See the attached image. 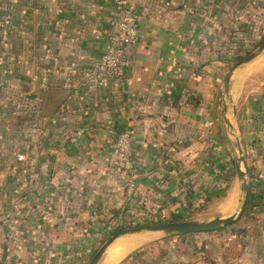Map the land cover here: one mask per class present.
I'll return each instance as SVG.
<instances>
[{
  "label": "crops",
  "instance_id": "obj_1",
  "mask_svg": "<svg viewBox=\"0 0 264 264\" xmlns=\"http://www.w3.org/2000/svg\"><path fill=\"white\" fill-rule=\"evenodd\" d=\"M124 1L138 15L124 77L89 81L70 70L105 51L117 18L110 0H0V264L77 260L102 238L101 226L174 218L201 201L210 168L218 180L227 171V145L210 134L215 123L204 89L220 76L217 52L232 18L264 23V0ZM260 86L237 113L247 182L252 174L260 183L245 207L249 216L236 228L122 234L132 240L112 242L107 264H264V245L253 235L264 233ZM108 125L131 133L130 195ZM221 201L213 213H234L235 190L218 213ZM151 234L159 236L143 248L145 239L129 245Z\"/></svg>",
  "mask_w": 264,
  "mask_h": 264
},
{
  "label": "rangeland",
  "instance_id": "obj_2",
  "mask_svg": "<svg viewBox=\"0 0 264 264\" xmlns=\"http://www.w3.org/2000/svg\"><path fill=\"white\" fill-rule=\"evenodd\" d=\"M233 18L231 20L232 23L230 25L231 29H228L225 32V34L227 33L226 35L221 36V46L218 49L219 52H217L221 57V63L219 65V69H221L220 76H218L214 82L209 81V86L205 87L204 89V91L210 94L207 103L209 105L208 110L212 112L211 119L215 123V126L213 128L214 130H210V134H212L213 136L215 135L216 138L219 139L222 146L224 147V150L225 146L227 145L226 152L228 157L227 160L224 161V163L227 164V171L224 172V174L222 173V175H220V180H218V178L213 179V174H215L216 176L217 170L210 168V170L207 171V174L212 175V181H209L207 183L204 182L201 185L203 188H205V193L210 190L212 191L213 188H215V190H218L219 193L214 196L213 194L211 195L205 193L203 195H200L201 201L195 203L196 205L194 204V206H185L184 208L177 210L178 213L174 216V218L170 217L165 219L164 217H161L153 220L151 218L147 219L144 217L135 222L115 221L114 223L101 226L102 228H104L105 231L103 233L104 236L102 235L101 239L98 238L94 242H91L92 248L88 255L86 254L85 256V254L83 253L79 254L76 257L77 260L74 261L69 260V257L56 258L48 264H73L75 262L77 264H84L88 261V259H90L95 250H97L98 246L106 238H108L113 232L123 228H131L145 224H155L167 221L171 222L189 220L184 218L188 217L191 214L195 217V220L197 221H207L217 218L219 217L218 214L213 213V211L211 210V207H213L214 205L213 203H217L218 201H221L223 199L219 203V205H217L218 207L214 209L217 210L218 213H223V211H226L225 203L230 197L232 191L234 190L236 192V202L229 210V212H235L236 210H238L239 203L243 198V193H241L240 182L237 181V178L235 176L233 161L236 155H243V157L245 158V153L243 151V148L242 151L240 149V153H237V147L241 145L238 132L239 130L237 113L238 106L242 102V100H244L246 96L251 92H258L257 89L260 88V85L264 83V48L261 51L257 50L258 45L264 40V23L250 24L251 22H245L244 18ZM214 45H216V43H211V46ZM251 52H256L257 54L252 58H249V60L237 64L234 68H232V70H230L233 64H235L240 59L246 57V55ZM227 125L233 128V135H229V131H227ZM217 168L222 169L221 167ZM245 182H247V175L245 177ZM230 185L232 186L230 187ZM240 216L241 217H239V219H241L242 217L246 218L249 216V212L245 209ZM236 222H238V220ZM236 224H239V222ZM230 226L232 225L223 226V228H231ZM151 235L152 236H142L145 237V240L143 244L139 246V248H143L144 246L152 242L154 238L156 239L159 236V234ZM253 235L258 238H261L262 243L264 245V233L262 234L261 231L257 229V232H255ZM163 236L167 237V235ZM130 239H132V237H127L126 235H124L122 237L115 238V241H118L119 243L120 241H127ZM41 259L42 258L38 259V257H34L33 262H35V264H40L42 263ZM109 259L110 257H108V254L105 253L103 254V256H100V260L97 261L96 264H107ZM78 261H80L81 263H79Z\"/></svg>",
  "mask_w": 264,
  "mask_h": 264
},
{
  "label": "built area",
  "instance_id": "obj_3",
  "mask_svg": "<svg viewBox=\"0 0 264 264\" xmlns=\"http://www.w3.org/2000/svg\"><path fill=\"white\" fill-rule=\"evenodd\" d=\"M115 7L116 21L108 36L107 46L98 61L91 65L72 68L70 73L84 80H100L112 76L117 80L124 77L127 65L125 47L137 38L138 15L124 0H110ZM106 132L110 135L113 150L119 157L122 171L125 175V192L130 195L134 189V152L131 133L127 128L108 125Z\"/></svg>",
  "mask_w": 264,
  "mask_h": 264
},
{
  "label": "water",
  "instance_id": "obj_4",
  "mask_svg": "<svg viewBox=\"0 0 264 264\" xmlns=\"http://www.w3.org/2000/svg\"><path fill=\"white\" fill-rule=\"evenodd\" d=\"M264 48V40L258 45L257 50L261 51ZM256 52H251L246 55V57L240 59L235 64L232 65L230 70L234 68L237 64L241 62H245L255 56ZM240 147H237V153H240ZM240 158V155H236L233 166L236 178L240 181V189L241 193H243V198L240 202L238 210L234 213L226 216V217H217L207 221H196V220H183V221H167V222H160L155 224H145L131 228H123L118 231L113 232L108 238H106L97 250L93 253L86 264H95L97 260L100 258L103 251L106 247L118 236L126 233L131 232H138V231H161L165 235L170 234H184V233H194V232H202V231H209L220 226H225L228 224L233 223L236 221L240 215L242 214L244 207H245V198L246 195V186L247 182H245V177L247 175V165L245 158L243 155Z\"/></svg>",
  "mask_w": 264,
  "mask_h": 264
},
{
  "label": "trees",
  "instance_id": "obj_5",
  "mask_svg": "<svg viewBox=\"0 0 264 264\" xmlns=\"http://www.w3.org/2000/svg\"><path fill=\"white\" fill-rule=\"evenodd\" d=\"M246 165H247V171H249V168H248V164H247V162H246ZM250 172V171H249ZM252 174H250L249 175V180H248V182H247V186H246V199H245V207L247 206V203H249V199L250 198H252V196H253V192H254V190L256 189V187L258 186V185H260V183L257 181V179H254L253 180V178H252V176H251ZM214 192V193H213ZM219 193V191L218 190H214V191H211L210 190V192H206L205 194H218ZM245 207H244V209H245ZM243 212H244V210H243ZM242 212V213H243ZM237 221V220H236ZM236 221H234L233 223H231V224H228V225H232V226H230L231 228H236L237 227V225L238 224H236L237 222ZM228 225H225V226H228ZM234 231H236L235 229H233ZM71 263V262H70Z\"/></svg>",
  "mask_w": 264,
  "mask_h": 264
},
{
  "label": "bare ground",
  "instance_id": "obj_6",
  "mask_svg": "<svg viewBox=\"0 0 264 264\" xmlns=\"http://www.w3.org/2000/svg\"><path fill=\"white\" fill-rule=\"evenodd\" d=\"M240 158H241V156H240ZM237 180H238V179H237ZM238 181H239V180H238ZM229 203L231 204L232 202L229 201ZM229 203H228V204H229ZM232 204H233V203H232ZM230 206H231V205H230ZM143 232H144V231H143ZM152 232H153V231H152ZM144 239H145V237H142L140 240H137L136 242H135V240H134V242H133L132 244H131V242H130L129 245H130V246H133L135 243H138V242H140V241H142V240H144ZM131 240H132V239H131ZM114 241H115V239H114L112 242H114ZM112 242H111L110 244H112ZM117 242H118V241H117ZM121 242H122V241H120V243H121ZM127 243H128V242H127ZM110 244H109L108 246H110ZM116 244H117V243H116ZM108 246H107V247H108ZM107 247H106V249H107ZM125 247H126V246H125ZM126 248H128V247H126ZM126 248H125V249H126ZM106 249H105V250H106ZM112 249H113V248H112ZM112 249L109 248L110 251H111ZM105 250L103 251V253L105 252ZM112 251H113V250H112ZM114 251H115V250H114ZM123 251H124V248H123ZM116 252H117V251H116ZM103 253H102V254H103ZM108 253L111 254V253H113V252H109V251H108ZM122 253H123V252H122ZM114 254H115V253H114ZM118 254H120V253H118ZM116 255H117V254H115V256H116ZM115 256H114V257H115ZM117 257H118V256H117ZM105 261H106V260H105Z\"/></svg>",
  "mask_w": 264,
  "mask_h": 264
}]
</instances>
